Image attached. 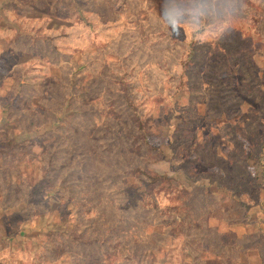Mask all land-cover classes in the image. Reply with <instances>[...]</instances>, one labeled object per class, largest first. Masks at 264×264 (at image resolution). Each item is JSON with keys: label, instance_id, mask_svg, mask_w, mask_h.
<instances>
[{"label": "rangeland", "instance_id": "374dc122", "mask_svg": "<svg viewBox=\"0 0 264 264\" xmlns=\"http://www.w3.org/2000/svg\"><path fill=\"white\" fill-rule=\"evenodd\" d=\"M194 7L0 0V264L264 257V0Z\"/></svg>", "mask_w": 264, "mask_h": 264}, {"label": "clouds", "instance_id": "9594fccd", "mask_svg": "<svg viewBox=\"0 0 264 264\" xmlns=\"http://www.w3.org/2000/svg\"><path fill=\"white\" fill-rule=\"evenodd\" d=\"M180 2L185 5V7L189 10L193 17L202 14V9L194 7L196 0H180ZM213 3L216 6L215 10L220 11V9L224 7L226 0H213ZM225 11H227L226 8ZM157 15H160V8L158 10ZM161 18L164 20V23L162 25L164 27L175 26L179 28L182 32L186 29V25L182 23L181 20L174 18L173 12H164ZM192 30L194 31L195 28L193 27Z\"/></svg>", "mask_w": 264, "mask_h": 264}, {"label": "crops", "instance_id": "0c3cea01", "mask_svg": "<svg viewBox=\"0 0 264 264\" xmlns=\"http://www.w3.org/2000/svg\"><path fill=\"white\" fill-rule=\"evenodd\" d=\"M252 264H264V259L260 255H255L251 261Z\"/></svg>", "mask_w": 264, "mask_h": 264}, {"label": "trees", "instance_id": "16d2710c", "mask_svg": "<svg viewBox=\"0 0 264 264\" xmlns=\"http://www.w3.org/2000/svg\"><path fill=\"white\" fill-rule=\"evenodd\" d=\"M264 259V257H262Z\"/></svg>", "mask_w": 264, "mask_h": 264}]
</instances>
